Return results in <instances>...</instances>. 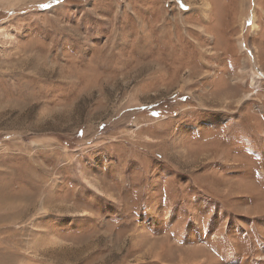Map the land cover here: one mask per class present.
<instances>
[{"label": "rangeland", "instance_id": "obj_1", "mask_svg": "<svg viewBox=\"0 0 264 264\" xmlns=\"http://www.w3.org/2000/svg\"><path fill=\"white\" fill-rule=\"evenodd\" d=\"M0 264H264V0H0Z\"/></svg>", "mask_w": 264, "mask_h": 264}, {"label": "bare ground", "instance_id": "obj_2", "mask_svg": "<svg viewBox=\"0 0 264 264\" xmlns=\"http://www.w3.org/2000/svg\"><path fill=\"white\" fill-rule=\"evenodd\" d=\"M203 6H204V8H206V7H208V3H206V4H204L203 3ZM203 13V12H202ZM251 26H252V28L251 29H254L255 27H256V20H255V17H254V15H253V13H252V21H251ZM239 41V40H238ZM238 46H239V44H238ZM240 47V46H239ZM27 60V59H26ZM24 61V60H23ZM28 61V60H27ZM22 62V61H21ZM26 63V62H25ZM19 65V64H18ZM15 73V72H14ZM252 75H251V77H253L254 75H253V73H251ZM254 78V77H253ZM249 96V94H246V97H248Z\"/></svg>", "mask_w": 264, "mask_h": 264}, {"label": "built area", "instance_id": "obj_3", "mask_svg": "<svg viewBox=\"0 0 264 264\" xmlns=\"http://www.w3.org/2000/svg\"><path fill=\"white\" fill-rule=\"evenodd\" d=\"M2 8V7H1Z\"/></svg>", "mask_w": 264, "mask_h": 264}]
</instances>
